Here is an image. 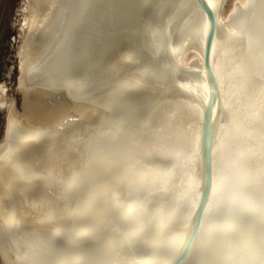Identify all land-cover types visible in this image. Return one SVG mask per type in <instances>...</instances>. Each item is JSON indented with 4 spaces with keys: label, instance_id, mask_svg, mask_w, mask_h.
I'll return each mask as SVG.
<instances>
[{
    "label": "bare ground",
    "instance_id": "6f19581e",
    "mask_svg": "<svg viewBox=\"0 0 264 264\" xmlns=\"http://www.w3.org/2000/svg\"><path fill=\"white\" fill-rule=\"evenodd\" d=\"M16 15L1 264H264V0Z\"/></svg>",
    "mask_w": 264,
    "mask_h": 264
},
{
    "label": "rangeland",
    "instance_id": "374dc122",
    "mask_svg": "<svg viewBox=\"0 0 264 264\" xmlns=\"http://www.w3.org/2000/svg\"><path fill=\"white\" fill-rule=\"evenodd\" d=\"M20 0H0V82L7 81L10 85L9 93L16 98L20 108L22 97L15 91L18 78L17 44L11 41L16 34L14 22ZM16 15V17H15ZM10 73V74H9ZM14 94V95H13ZM5 129V114L0 110V137ZM1 264V261H0Z\"/></svg>",
    "mask_w": 264,
    "mask_h": 264
}]
</instances>
